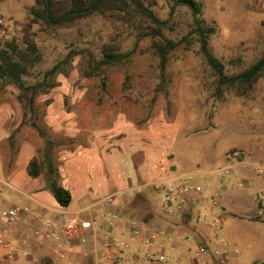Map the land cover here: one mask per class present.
<instances>
[{
    "label": "rangeland",
    "instance_id": "obj_1",
    "mask_svg": "<svg viewBox=\"0 0 264 264\" xmlns=\"http://www.w3.org/2000/svg\"><path fill=\"white\" fill-rule=\"evenodd\" d=\"M196 1L202 5L205 23L216 28L209 37L210 49L225 63L228 74L250 67L263 56L264 0ZM144 2L167 21L161 29L163 36L174 40L187 36L170 53L164 76L154 38L147 35L152 32L147 22L132 25L107 15L57 31L33 24L31 32L36 34L42 60L26 75L27 85L43 80L46 70L71 48L90 46L99 55L98 47L112 43L121 51L132 50V54L126 62L93 76L84 73L87 59L74 54L63 72L53 78L56 85L46 92L39 91L32 105L21 96L19 84L0 79V178L4 180L0 182V212L29 205L42 219L51 217L44 205L30 196L37 195L36 191L29 189L42 187L50 191V162L56 168L58 181L68 186V180L77 179L87 170L102 176L137 174L133 163L138 151L146 155L158 151L160 167L165 171L159 176L152 170L145 172L144 179L140 175L141 181L181 176L175 184L203 186L202 200L209 181L222 177L218 171L239 162L237 154L242 161L264 163V75L245 94H239L234 87H224L218 94L215 72L201 52L197 33L192 32L191 9L183 5L172 9L174 0ZM35 3L36 0H0V16L10 29L6 34L0 32V37H22L32 17L29 9ZM84 147L89 153L80 155ZM33 158L40 165L37 177L28 173ZM149 160L147 157L145 163ZM113 161L118 163L113 165ZM102 164L105 170L100 169ZM255 173L256 181L251 187H236L245 191L254 205H245L236 196L232 205L216 210L222 223L220 215H226L220 230L206 224L208 217L203 216L202 222L193 218L195 224L207 225L211 231H204L207 235L193 242L180 259L178 248L155 244L163 234L156 230L152 245L124 249L129 255L123 264H158L156 258L162 253L178 264H206L212 253L197 257L201 244L226 254L224 264H264V173L256 168ZM10 175L20 178L24 184L21 189L8 183ZM151 195L153 206L162 213L157 194ZM103 204L106 203L101 201L97 206ZM38 223L39 220L35 225ZM22 225L19 222L12 227L8 237ZM32 229L28 234L34 237ZM8 237L0 243V264H44L39 253L29 260L27 248L17 242L18 238ZM69 257L55 255L53 264H69Z\"/></svg>",
    "mask_w": 264,
    "mask_h": 264
},
{
    "label": "crops",
    "instance_id": "obj_2",
    "mask_svg": "<svg viewBox=\"0 0 264 264\" xmlns=\"http://www.w3.org/2000/svg\"><path fill=\"white\" fill-rule=\"evenodd\" d=\"M88 153L89 150L87 147L82 148L80 151V155ZM137 154L138 160L136 159L133 163L137 170V174H135L136 172L131 173L127 177L117 175L102 176L90 172L87 173V170L83 175L76 177L77 179L72 181L68 180V186L65 183V185L62 184L72 193V202L69 207L60 206L56 202L51 191L47 192L42 187L38 189L29 188L37 193V195L30 196L43 204L44 208L50 212L51 217H59L58 211L67 210L77 213L83 218L97 220L96 227L86 231L88 237L87 243L78 244L74 252L66 254L70 256L69 264H113L110 258L111 254L116 251L110 246V241L113 239L123 240L129 246H136L135 248H139L140 244H145L139 238L131 237L129 221L132 218L137 219L140 225L147 229L160 230L163 234L157 238L155 244L159 247L172 246L178 248V257L180 259V256L190 248L193 242L207 235L204 231L207 233L211 231L209 226L198 225L193 222V218H197L199 213L202 211H211L217 214L216 210L219 208L232 205L236 196L239 197L243 204L248 206L254 205L253 200L250 199L245 191L237 190L236 188L240 186V183L251 187L256 181L255 168H253L251 163L241 161L231 166L233 167L232 174L224 175L218 180L209 181L208 187H205L206 197H204L203 200L201 198V200L193 203L187 213L168 215L161 204L160 206L163 212L160 213L152 203L151 194L157 193L151 187H149L150 189L147 188V186H150L151 182L160 178H169L172 182H176L177 180H181V176L164 175L152 180L150 178L148 179L150 180L149 182L141 181L142 178H140V175H143L144 179L145 172L152 170L156 173V176H159L161 172L165 170L160 167L158 151H152L146 155L143 150H140ZM76 156H78V153ZM147 157H150L148 162L150 165L145 163L147 162ZM117 163L118 161L112 162L113 165ZM142 163L146 164L145 167H143L144 169L141 167ZM102 166L104 169L101 167L100 169L105 170V166L103 164ZM8 178L10 179L8 183L15 188L21 189V186L24 185L19 181L20 178L16 175H10ZM178 184H181V182H178ZM139 193L144 195V199L136 198ZM111 194H116V201L114 203L105 202L106 204L97 206L103 198ZM157 197L159 201L158 194ZM46 202H50V205ZM84 202L90 203L85 207H81L79 204ZM112 212L118 214V219L113 227H109L108 219ZM220 216L224 224L226 215L223 213ZM254 218H257V216ZM38 220V225H40L42 217H36L34 219L30 215L28 224L23 223L24 225L21 227H16L15 234H13L11 238H21L23 233H30L28 229L30 230L31 227L34 228L38 226L35 225V222ZM31 238L35 245L31 251L32 257L39 253L44 264H53L55 255L63 257V246H61L60 243L56 241H45L39 244L35 236ZM206 239L212 241L211 238ZM149 251H151V249ZM128 255L129 253L123 250L116 264H123L128 258ZM219 259L218 256L211 254L209 258H207L206 264H220Z\"/></svg>",
    "mask_w": 264,
    "mask_h": 264
},
{
    "label": "trees",
    "instance_id": "obj_3",
    "mask_svg": "<svg viewBox=\"0 0 264 264\" xmlns=\"http://www.w3.org/2000/svg\"><path fill=\"white\" fill-rule=\"evenodd\" d=\"M178 5L187 6L192 11V32L197 33L201 52L215 72L218 94L222 93L224 87H234L239 94H245L264 75V54L250 67L235 74H228L225 63L210 49L209 37L216 28L205 23L202 17V5L196 0H174L172 9ZM29 11L32 17L25 24L22 37H0V79L19 84L23 89L21 96L26 97L31 105L39 91L46 92L50 87L56 85L52 81L53 78L63 72L64 65L72 61L74 54H82L87 59V67L84 72L86 76L100 75L109 67L126 62L132 54V50L121 51L112 43H103L98 47L99 55L90 46L71 48L63 59L46 70L43 80L27 85L26 75L42 60L36 34L31 32L33 24H40L51 31H57L60 28L74 26L94 16L107 15L132 25H135V22H147L148 27L152 29V32H147V35L151 34L154 38L153 46L160 57L161 76L165 74L170 53L187 38L184 36L183 40H174L163 36L161 29L167 26V21L161 19L144 0H36L35 5L31 6ZM4 25V21L0 22V29ZM156 35H159L160 38L156 39ZM29 91H31V95H29ZM237 157L239 161L243 160L240 154H237ZM55 169L50 162L49 189L60 206L69 207L72 202V193L58 181V173ZM28 173L33 177L40 175V165L36 158L30 161ZM136 198L144 199V195L139 193ZM256 219L263 221L259 216Z\"/></svg>",
    "mask_w": 264,
    "mask_h": 264
},
{
    "label": "built area",
    "instance_id": "obj_4",
    "mask_svg": "<svg viewBox=\"0 0 264 264\" xmlns=\"http://www.w3.org/2000/svg\"><path fill=\"white\" fill-rule=\"evenodd\" d=\"M4 21L0 16V22ZM8 26H3L0 30L1 33L6 34L9 32ZM240 162V161H239ZM259 172L264 173V163L254 161L251 163ZM233 167H225L220 169L218 173L222 176L232 174ZM0 182H4L0 178ZM243 184L240 183V186ZM150 187L158 194L160 204L168 215L184 214L190 210L193 203L201 200L204 188L201 184L196 183L189 185L186 183L175 184L169 178H160L150 183ZM264 203V197H262ZM101 201L107 203H114L116 201V194H111L103 198ZM59 217H48L42 219L40 225L32 229V235L36 237L37 243L41 244L45 241H56L63 246L62 255L70 254L75 251V247L78 244H85L88 241L86 231L96 227V219H86L81 217L77 213H73L67 210L58 211ZM259 213H262L260 211ZM41 218L36 216L35 212L29 205H16L4 212H0V243L4 242L5 236L8 237L11 228L15 227L19 222L28 224L29 216ZM203 216L208 217L206 224L211 225L213 229L220 230L222 228V220L214 212H202L197 215V221L202 222ZM118 219V214L112 212L108 219V226L113 227ZM129 228L132 238H139L147 245H152L156 237V230L147 229L140 225L139 221L132 218L129 221ZM11 237V236H9ZM8 237V238H9ZM12 239V238H10ZM17 242L27 248L26 255L29 260L32 259L31 251L34 248V243L31 235L23 233L21 238L17 239ZM10 245V243H8ZM110 246L116 251L111 254L110 258L113 264L118 263L120 254L124 249H127L129 245L120 239H113L110 241ZM214 253L213 255L220 258L221 264L227 259L226 254L221 253L219 250L214 252L207 245H200L196 252L197 257L204 256L208 253ZM14 257V256H10ZM159 263L163 264H178L176 261H170L164 253L160 254L157 258Z\"/></svg>",
    "mask_w": 264,
    "mask_h": 264
}]
</instances>
